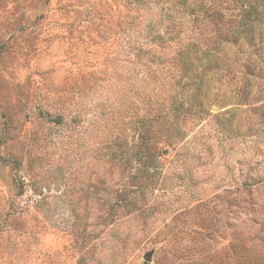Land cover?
Wrapping results in <instances>:
<instances>
[{"label": "rangeland", "instance_id": "1", "mask_svg": "<svg viewBox=\"0 0 264 264\" xmlns=\"http://www.w3.org/2000/svg\"><path fill=\"white\" fill-rule=\"evenodd\" d=\"M150 2L0 0V264H264V62L201 106Z\"/></svg>", "mask_w": 264, "mask_h": 264}, {"label": "trees", "instance_id": "2", "mask_svg": "<svg viewBox=\"0 0 264 264\" xmlns=\"http://www.w3.org/2000/svg\"><path fill=\"white\" fill-rule=\"evenodd\" d=\"M128 1L135 14L132 17L134 21L143 17V9L152 3L150 0ZM155 1L154 5L159 6L168 23H166L168 41L176 40L174 52L162 51L166 56L167 69L160 79L165 86L171 83V86L182 84V89L193 88L192 95L199 97L202 106L201 101L207 97L211 90V72L220 69L225 64L228 70L237 69L238 72H241L240 68L244 69L242 80L247 89L246 93H251L255 78L258 76L257 71H260L262 66L260 64L264 62L257 52L264 50V0ZM232 3H234V7L230 11L229 6ZM237 9L239 11L235 13ZM207 19L217 26L214 40H209L208 34L203 28ZM160 20L163 21V19ZM157 37L164 38L161 34H157ZM154 39L153 37L152 40ZM240 44L249 47L245 50L247 51L246 62H239V57L231 56L227 50L231 45L240 46ZM170 46L173 47V45ZM236 61L239 63H237L238 66L232 64ZM221 62L222 64H220ZM197 65L202 69L200 74L192 73ZM180 100L178 98L175 99V102L169 103L168 106L171 110H191L192 104L184 107V102H180ZM164 103H166L165 99L155 110H169L165 108ZM158 116L157 112L149 114L145 118V124L154 118L157 119ZM151 129L152 126L145 129L143 136L141 135L142 142L146 143L152 139Z\"/></svg>", "mask_w": 264, "mask_h": 264}]
</instances>
